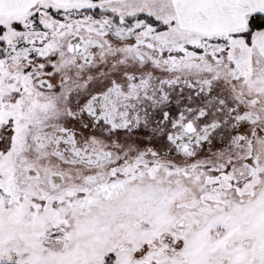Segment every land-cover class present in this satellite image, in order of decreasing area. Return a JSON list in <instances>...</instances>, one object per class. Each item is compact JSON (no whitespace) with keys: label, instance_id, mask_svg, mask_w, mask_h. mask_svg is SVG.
Wrapping results in <instances>:
<instances>
[{"label":"snow or ice","instance_id":"1","mask_svg":"<svg viewBox=\"0 0 264 264\" xmlns=\"http://www.w3.org/2000/svg\"><path fill=\"white\" fill-rule=\"evenodd\" d=\"M0 264H264V0H0Z\"/></svg>","mask_w":264,"mask_h":264}]
</instances>
